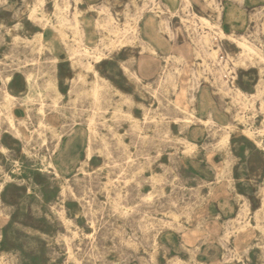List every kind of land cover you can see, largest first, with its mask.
<instances>
[{"label": "rangeland", "instance_id": "rangeland-1", "mask_svg": "<svg viewBox=\"0 0 264 264\" xmlns=\"http://www.w3.org/2000/svg\"><path fill=\"white\" fill-rule=\"evenodd\" d=\"M61 1L0 0V264H264V0Z\"/></svg>", "mask_w": 264, "mask_h": 264}, {"label": "bare ground", "instance_id": "bare-ground-1", "mask_svg": "<svg viewBox=\"0 0 264 264\" xmlns=\"http://www.w3.org/2000/svg\"><path fill=\"white\" fill-rule=\"evenodd\" d=\"M171 1V0H170ZM40 2V1H39ZM42 2V1H41ZM61 2H63V5L64 4H66L67 3V1L66 0H62ZM163 5L167 8V10L169 11V13L170 14H172L173 16H175V14H177V8H176V6L172 3V1L170 2V4L172 3V5L174 6V8H172L173 6H171V8L169 7V5H167V0H163ZM189 3H190V0H180V6L182 5L183 7H185V6H187V5H189ZM88 5L91 7V8H94V4H92V3H90V2H88ZM143 12H144V10H142V9H140L138 12H137V14H136V16L134 17L135 19H134V28H133V30H134V32H132L133 34L131 35L132 37H131V40H133L134 42H137L136 44H138L140 47H141V50H146L147 51V53L148 54H150V55H157L158 54V52H157V50L158 49H167V44H165L164 43V41L160 38V36L158 35V29H157V27H156V19H154V17H153V15L151 14V13H149L148 14V16H147V19L146 18H144L142 15H143ZM108 13V12H107ZM105 15V14H104ZM155 15V14H154ZM107 16V15H106ZM105 17V16H104ZM109 17H111V15L109 16ZM108 17V18H109ZM112 18V17H111ZM180 18H182V17H180ZM37 19V18H36ZM103 19H105V18H103ZM182 19H184V18H182ZM181 19V20H182ZM113 20V19H112ZM133 20V19H132ZM143 20V22H144V20H146V22L145 23H141V21ZM184 20H186V19H184ZM36 21H38V20H36ZM106 21V20H105ZM114 21V20H113ZM204 21H206L207 22V20L205 19ZM39 22V21H38ZM183 22H185V21H183ZM103 23V22H102ZM110 23V22H109ZM115 23H116V21H115ZM164 23V22H163ZM133 24V23H132ZM101 26H104V24L102 25V24H100ZM107 25V24H106ZM113 25V24H112ZM110 26L109 27V29H110V31H107V32H105V33H107L108 35H109V33L108 32H111V34H113V38H114V36L115 37H117V41H118V44L120 45V46H122L123 45V43H126L127 42V40L125 39V37H123L124 39H125V41L124 40H121L119 37V34L121 33H123V36H125V34H124V32H122L121 31V29L119 28V27H117L116 25L115 26ZM131 25V24H130ZM191 25V24H190ZM100 26V27H101ZM146 27L147 29L145 30V31H142V27ZM156 27V29L155 28H153V27ZM164 26H165V28H168L169 27V23H166L165 22V24H164ZM193 26V25H192ZM152 29V31L154 30H156L157 31V36H154L150 31H149V29L150 28ZM189 27V26H188ZM105 28V27H104ZM126 28V27H125ZM129 28V27H128ZM194 28V27H193ZM106 29H107V26H106ZM108 29V30H109ZM124 29V28H123ZM130 29V28H129ZM128 29V30H129ZM178 30V29H177ZM218 30L220 31V35L221 36H227L229 39H233V41L235 40V42L237 43V45H239V47L242 49V51L243 52H245V53H250V52H252V53H257L256 51H255V47L254 46H252V45H249V43H247V41H245V37H243V35L242 34H239V35H237L238 37L237 38H235V37H229L222 29H221V27H218ZM123 31H125V29L123 30ZM127 31H125V33H126ZM170 32V31H169ZM168 32V33H169ZM177 32V31H176ZM130 33V32H129ZM110 34V35H111ZM160 34V33H159ZM238 34V33H237ZM106 35V34H105ZM168 35V34H167ZM204 35V34H203ZM230 35V34H229ZM161 36H163V35H161ZM234 36V35H233ZM105 36H103V38H104ZM168 37H169V35H168ZM176 37V36H175ZM103 38H102V40H103ZM107 38H109V37H107ZM111 39V38H110ZM110 39H109V41H110ZM128 40H129V38H128ZM169 40V39H168ZM210 42V37L206 34V35H204V36H202V42H201V44L203 43L204 45L205 44H208ZM128 44H130L129 43V41H128ZM131 45V44H130ZM170 45V44H169ZM129 46V45H128ZM133 46V45H132ZM135 46V45H134ZM77 47H79V46H77ZM170 47V46H169ZM254 47V48H253ZM89 48V47H88ZM79 52H81L82 51V53H83V55H85V58H87V62H86V66H84V67H86L85 69H87V70H90V71H92V73L95 75V76H98V73H97V71H96V69H95V67H94V64L95 63H97L100 59H99V57L96 55L97 53V51H98V47H94L91 51L90 50H88L87 48H83L82 50H78ZM216 51V50H215ZM258 51V50H257ZM263 54H264V51L262 50V51H260V53H259V58H260V60H262L263 62H264V56H263ZM82 55V54H81ZM80 55V56H81ZM82 55V56H83ZM160 55V54H159ZM162 56V55H161ZM166 57V56H165ZM169 57V56H168ZM176 57H179V58H182V55L180 54V55H176ZM83 58V57H82ZM166 59V58H165ZM214 59V58H213ZM92 60V61H91ZM85 64V63H84ZM216 71V70H215ZM216 72H218V71H216ZM215 74V73H214ZM220 76H221V78H219L220 79V82H221V84L223 85L222 87H224L225 86V89L227 90V91H229V90H231L232 91V89H230L229 88V85H227L226 84V78H227V75H228V73H227V75L226 74H224V72H221L220 74H219ZM8 78V77H7ZM164 79V78H163ZM167 81H169V80H167ZM171 84V83H170ZM192 88H193V86H192ZM192 88L190 89V88H188L189 90H192ZM195 88V87H194ZM232 88V87H231ZM235 90V89H234ZM226 92V91H225ZM92 93H93V95H95V96H97L98 95V93H99V84L96 82L95 84H94V86H93V89H92ZM191 93V92H190ZM230 93V92H229ZM234 94L237 96V98H238V100L237 101H239V99H242V98H245V96L244 95H242V93H241V91H240V89L238 90H236L235 92H234ZM240 94L243 96V97H241L240 96ZM195 96V95H194ZM196 96H198V95H196ZM200 97H203V96H200ZM248 99V98H247ZM236 100V99H235ZM243 100V99H242ZM246 100V99H245ZM250 100H252L251 98H250ZM241 101V100H240ZM242 102V101H241ZM241 102H239V103H241ZM199 106H200V108L202 107V102H201V99H199ZM248 103V102H247ZM244 106H246V101H244L243 103H242ZM251 104V103H250ZM252 105V104H251ZM250 105V106H251ZM240 106H242V105H240ZM191 114V113H190ZM187 119V118H186ZM210 119H212V118H210ZM188 120H189V122H194V123H204V122H208L209 121V119H204V118H202V117H200L199 115H197V114H192L191 115V117H188ZM249 120V119H248ZM252 120V119H251ZM211 121V120H210ZM214 122H216L215 120H213ZM230 121V120H229ZM248 122V121H247ZM211 123V122H210ZM213 123V122H212ZM250 123V122H249ZM228 125V124H227ZM219 126H221L222 128L224 127H227L226 125H222V124H219ZM92 130V129H91ZM251 131V130H250ZM262 130L260 129L258 132H261ZM248 132V131H247ZM252 132V131H251ZM93 133V132H92ZM94 135V134H93ZM228 131L226 130V129H224L223 130V133H222V141H226L227 139H228ZM57 145H59V142L57 143ZM61 151V150H60ZM60 153H58L57 154V159L54 161H50L51 163L53 162L54 164H57V165H59L60 167H61V161H60ZM90 156H91V145H90V140L87 142V144H86V148H85V163L87 162V160H89V158H90ZM53 168V167H52ZM54 169V168H53ZM54 171V170H53ZM56 175V174H55ZM57 176V175H56ZM246 209V208H245ZM241 211V210H240ZM243 211V210H242ZM244 212V211H243ZM240 213V212H239ZM259 213V212H258ZM241 215V214H240ZM257 215V214H256ZM255 217V216H254ZM259 218H261L262 219V217H260V214L259 215H257L256 216V219H258L259 220ZM257 220V221H258ZM257 223V225H260V229L261 230H263L264 231V224H260L259 222H256Z\"/></svg>", "mask_w": 264, "mask_h": 264}, {"label": "crops", "instance_id": "crops-1", "mask_svg": "<svg viewBox=\"0 0 264 264\" xmlns=\"http://www.w3.org/2000/svg\"><path fill=\"white\" fill-rule=\"evenodd\" d=\"M88 2H90L89 0H87ZM91 3V2H90ZM149 31L154 35V36H157V31L153 30L150 28ZM229 123V120H227L225 123H221L222 125H227Z\"/></svg>", "mask_w": 264, "mask_h": 264}]
</instances>
